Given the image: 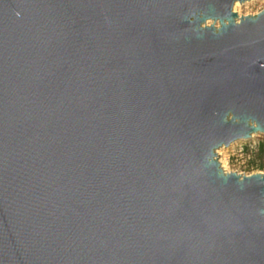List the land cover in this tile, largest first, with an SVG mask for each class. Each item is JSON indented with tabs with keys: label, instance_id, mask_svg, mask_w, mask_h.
I'll list each match as a JSON object with an SVG mask.
<instances>
[{
	"label": "water",
	"instance_id": "1",
	"mask_svg": "<svg viewBox=\"0 0 264 264\" xmlns=\"http://www.w3.org/2000/svg\"><path fill=\"white\" fill-rule=\"evenodd\" d=\"M249 1L0 0V264H264Z\"/></svg>",
	"mask_w": 264,
	"mask_h": 264
},
{
	"label": "rangeland",
	"instance_id": "2",
	"mask_svg": "<svg viewBox=\"0 0 264 264\" xmlns=\"http://www.w3.org/2000/svg\"><path fill=\"white\" fill-rule=\"evenodd\" d=\"M263 9L264 0H251L243 4L237 2L233 11L239 16H252ZM262 140H264V135H255L250 140L237 141L228 148L219 149L217 154L223 170L243 176L264 173V169L259 168V165L264 164V159L261 160L256 155L258 144Z\"/></svg>",
	"mask_w": 264,
	"mask_h": 264
},
{
	"label": "trees",
	"instance_id": "3",
	"mask_svg": "<svg viewBox=\"0 0 264 264\" xmlns=\"http://www.w3.org/2000/svg\"><path fill=\"white\" fill-rule=\"evenodd\" d=\"M259 159H264V140L260 141L257 148V154ZM259 168L264 169V164L259 165Z\"/></svg>",
	"mask_w": 264,
	"mask_h": 264
}]
</instances>
